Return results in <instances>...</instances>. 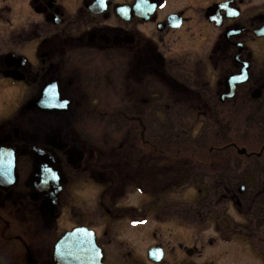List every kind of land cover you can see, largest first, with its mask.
I'll return each mask as SVG.
<instances>
[{
  "label": "flooded vegetation",
  "instance_id": "1",
  "mask_svg": "<svg viewBox=\"0 0 264 264\" xmlns=\"http://www.w3.org/2000/svg\"><path fill=\"white\" fill-rule=\"evenodd\" d=\"M263 26L264 0H0V264H70L74 227L97 264H264Z\"/></svg>",
  "mask_w": 264,
  "mask_h": 264
},
{
  "label": "water",
  "instance_id": "2",
  "mask_svg": "<svg viewBox=\"0 0 264 264\" xmlns=\"http://www.w3.org/2000/svg\"><path fill=\"white\" fill-rule=\"evenodd\" d=\"M259 31L260 35L263 34L264 27ZM235 82H238V80ZM94 239V235L91 231L85 228H74L60 239L59 245L63 246L65 244L67 248H70L71 253L67 257L70 258V264H77L78 262V264H97L98 261L100 262L101 254L99 251L95 250L97 248Z\"/></svg>",
  "mask_w": 264,
  "mask_h": 264
},
{
  "label": "rangeland",
  "instance_id": "3",
  "mask_svg": "<svg viewBox=\"0 0 264 264\" xmlns=\"http://www.w3.org/2000/svg\"><path fill=\"white\" fill-rule=\"evenodd\" d=\"M176 123L177 122H176V119L175 118H169V123H167V124H169V127H170L171 125L176 126L177 125ZM172 131H174V130H172ZM177 136H178V134L172 135V134H170V132L168 134V139H169L168 140V144H169V153L170 154H174L175 151H176V148H177V145H178L177 144V142H178L177 141ZM189 137H193V136H189ZM193 140L194 141H197L196 137H194ZM207 142L209 143V141H207ZM199 153L201 155L202 154L205 155L207 153V150L206 149H202L201 152H199ZM184 154L185 155H189L190 154V151L189 150L188 151L186 150L184 152ZM176 186H177L176 184H172L170 186V188L168 189V191H167L168 192V207H173V204L176 201V195H175L176 194V191H174V190H176ZM137 199H136V197H134L133 198V201H137ZM125 200L128 201L127 199H125ZM117 203H119V201H117ZM120 214L123 216V218H125V221L122 218V216H120V218H118L116 220V222L112 224V226H111L110 229H114L113 231L118 234V236H117L118 239L128 240L132 236L131 228H130L129 224H132V222H134L133 221V216L142 215V213H140V212H138L136 214L135 213H131V212L130 213L129 212L124 213L123 210H122L120 212ZM168 214H170V213L168 212ZM127 218L128 219L130 218L129 219V221H130L129 223L127 221ZM167 220H168L167 224H169V225L170 224H176V218H174V215L168 216V219ZM152 223H154V217H152Z\"/></svg>",
  "mask_w": 264,
  "mask_h": 264
}]
</instances>
